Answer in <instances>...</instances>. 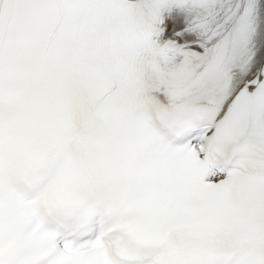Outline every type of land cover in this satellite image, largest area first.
I'll return each mask as SVG.
<instances>
[{
  "label": "snow or ice",
  "instance_id": "1",
  "mask_svg": "<svg viewBox=\"0 0 264 264\" xmlns=\"http://www.w3.org/2000/svg\"><path fill=\"white\" fill-rule=\"evenodd\" d=\"M0 264H264V0H0Z\"/></svg>",
  "mask_w": 264,
  "mask_h": 264
}]
</instances>
